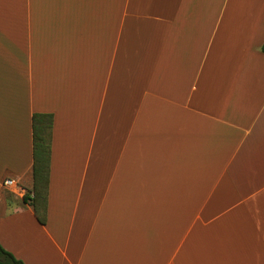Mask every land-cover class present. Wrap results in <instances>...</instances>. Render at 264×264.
I'll use <instances>...</instances> for the list:
<instances>
[{
	"label": "crops",
	"instance_id": "crops-1",
	"mask_svg": "<svg viewBox=\"0 0 264 264\" xmlns=\"http://www.w3.org/2000/svg\"><path fill=\"white\" fill-rule=\"evenodd\" d=\"M263 43L264 0H0L2 246L264 264ZM36 112L53 117L46 223L25 200Z\"/></svg>",
	"mask_w": 264,
	"mask_h": 264
},
{
	"label": "trees",
	"instance_id": "trees-1",
	"mask_svg": "<svg viewBox=\"0 0 264 264\" xmlns=\"http://www.w3.org/2000/svg\"><path fill=\"white\" fill-rule=\"evenodd\" d=\"M262 50L264 51V43ZM32 120L34 133V186L32 194L25 196V200H31L37 219L41 223H46L53 117L51 113L36 112L33 114ZM0 264L26 263L0 243Z\"/></svg>",
	"mask_w": 264,
	"mask_h": 264
},
{
	"label": "built area",
	"instance_id": "built-area-1",
	"mask_svg": "<svg viewBox=\"0 0 264 264\" xmlns=\"http://www.w3.org/2000/svg\"><path fill=\"white\" fill-rule=\"evenodd\" d=\"M4 184L9 186V187L11 186L14 188H18L20 191L26 193V189L23 186H21V184L17 180H15L11 177L6 178L4 181Z\"/></svg>",
	"mask_w": 264,
	"mask_h": 264
}]
</instances>
